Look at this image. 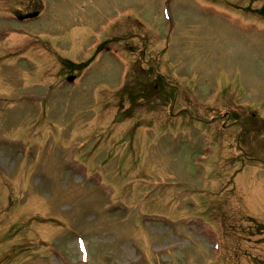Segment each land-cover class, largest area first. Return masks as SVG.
<instances>
[{"label": "rangeland", "instance_id": "rangeland-1", "mask_svg": "<svg viewBox=\"0 0 264 264\" xmlns=\"http://www.w3.org/2000/svg\"><path fill=\"white\" fill-rule=\"evenodd\" d=\"M40 1L8 3L42 7L18 23L0 0V264H259L264 165L227 112L232 96L264 106V0ZM109 37L61 81L60 57L87 60ZM163 62L154 109L142 69ZM131 72L153 104L131 102L135 81L117 97Z\"/></svg>", "mask_w": 264, "mask_h": 264}]
</instances>
